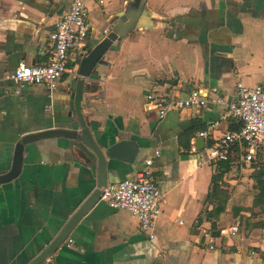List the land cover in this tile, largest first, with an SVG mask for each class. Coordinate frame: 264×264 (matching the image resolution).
Returning a JSON list of instances; mask_svg holds the SVG:
<instances>
[{
    "label": "crops",
    "instance_id": "obj_1",
    "mask_svg": "<svg viewBox=\"0 0 264 264\" xmlns=\"http://www.w3.org/2000/svg\"><path fill=\"white\" fill-rule=\"evenodd\" d=\"M72 0H0V174L9 170L15 144L32 132L63 127L74 119L72 86L78 64L133 0H87L91 31L81 49L69 53V72L49 91L26 86L19 95L2 76L23 62L43 65L49 34ZM139 26L105 55L84 92L82 114L104 145L137 144L133 162L106 160L119 181L152 159L164 194L155 238L147 239L126 213L95 204L50 258L52 264H264V211L250 208L259 191L255 165L233 155L222 188L229 199L216 229L235 222L240 232L201 246L198 218L207 202L215 164L205 149L231 129L232 119L213 104L170 111L159 120L145 96H184L195 88L231 97L237 83L264 85V0H139ZM218 123V126L210 127ZM206 133L207 137H200ZM67 139L25 146L19 176L0 185V264H28L59 233L94 189L96 173ZM189 149H186V146ZM237 149L234 150L236 152ZM132 152L125 150L123 159ZM157 152L158 156H154ZM212 230V229H211ZM214 236H217L212 230ZM45 261L42 264H51Z\"/></svg>",
    "mask_w": 264,
    "mask_h": 264
},
{
    "label": "built area",
    "instance_id": "obj_2",
    "mask_svg": "<svg viewBox=\"0 0 264 264\" xmlns=\"http://www.w3.org/2000/svg\"><path fill=\"white\" fill-rule=\"evenodd\" d=\"M87 0H72L69 10L55 23L49 34L52 50L49 60L43 65L29 66L20 62L14 70L2 76V81L10 82L15 95L26 86L41 85L54 90L63 76L69 72L68 62L71 50L81 49L91 31ZM107 30H103L106 33ZM147 107L155 111L162 120L170 111L203 108L213 104L228 117L240 124L236 131L223 134L205 149L207 161L217 164L228 162L235 154L245 164H253L261 170L264 184V85H235L234 93L227 98L213 94L209 89L195 88L184 96H169L150 92L145 96ZM218 126L213 123L210 127ZM206 138V133H200ZM237 149L236 152L234 150ZM154 156H158L155 152ZM152 159L144 160L143 168L117 184H109L102 190L100 201L111 209L126 213L133 218L141 234L149 240L155 238L156 222L161 214L164 194L162 181L155 178L151 170ZM201 246L214 251L218 239H231L240 232V223L218 227L217 236L211 228L198 227ZM67 244H72L68 239Z\"/></svg>",
    "mask_w": 264,
    "mask_h": 264
},
{
    "label": "water",
    "instance_id": "obj_3",
    "mask_svg": "<svg viewBox=\"0 0 264 264\" xmlns=\"http://www.w3.org/2000/svg\"><path fill=\"white\" fill-rule=\"evenodd\" d=\"M129 12L118 16L110 24L109 31L102 33L100 41L82 56L74 84L72 86V112L68 114L74 119L68 121L63 127L45 129L41 132H32L22 136L14 146L12 162L9 170L0 174V185L9 183L19 176L23 164V152L25 146L41 140L67 139L74 142L75 149L80 158L88 168L95 170L96 180L94 189L78 209L64 223L59 233L46 245V247L28 264H42L51 261V256L67 241L71 231L83 218V216L100 201L102 190L109 184H117L120 181L111 176V170H106V160L133 162L137 152V144L128 140H119L112 145H104L90 131V123L82 114L85 107L83 93L89 92L90 84L85 83L84 79L94 80L98 76V68L105 63L106 53L115 47L128 33L137 28L140 24L143 3L133 0L130 4ZM132 152L126 159H123L125 150ZM52 264V261H51Z\"/></svg>",
    "mask_w": 264,
    "mask_h": 264
},
{
    "label": "trees",
    "instance_id": "obj_4",
    "mask_svg": "<svg viewBox=\"0 0 264 264\" xmlns=\"http://www.w3.org/2000/svg\"><path fill=\"white\" fill-rule=\"evenodd\" d=\"M240 128V124L235 122L233 119L231 121V130L236 131ZM189 149V146H186ZM256 174L254 176L255 188L259 191L258 195L254 198L252 206L250 208H243L245 210H252L254 207H260L264 211V184L262 182L261 170L255 166ZM229 171L228 162H218L215 164L216 174L212 176L210 190L207 195V202L213 206L211 211H204L201 217L198 218V224L203 221L209 222L211 229L216 235V224L220 216L224 213L227 201L229 199V193L227 190L222 188V177L225 173Z\"/></svg>",
    "mask_w": 264,
    "mask_h": 264
},
{
    "label": "flooded vegetation",
    "instance_id": "obj_5",
    "mask_svg": "<svg viewBox=\"0 0 264 264\" xmlns=\"http://www.w3.org/2000/svg\"><path fill=\"white\" fill-rule=\"evenodd\" d=\"M67 240H68V239H67ZM65 242H67V241H65ZM65 242H64V243H65ZM64 243H63V244H64ZM66 245H67V247L70 246V244H67V243H66Z\"/></svg>",
    "mask_w": 264,
    "mask_h": 264
},
{
    "label": "rangeland",
    "instance_id": "obj_6",
    "mask_svg": "<svg viewBox=\"0 0 264 264\" xmlns=\"http://www.w3.org/2000/svg\"><path fill=\"white\" fill-rule=\"evenodd\" d=\"M88 12H89V9H88Z\"/></svg>",
    "mask_w": 264,
    "mask_h": 264
}]
</instances>
